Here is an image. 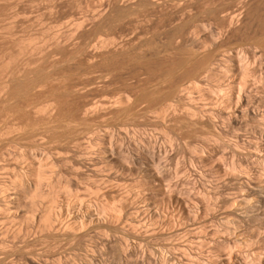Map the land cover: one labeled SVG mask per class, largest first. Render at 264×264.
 <instances>
[{
    "label": "rangeland",
    "instance_id": "374dc122",
    "mask_svg": "<svg viewBox=\"0 0 264 264\" xmlns=\"http://www.w3.org/2000/svg\"><path fill=\"white\" fill-rule=\"evenodd\" d=\"M26 73L41 84L9 109ZM0 155V201L38 168L64 213L0 207V264H264V203L236 180L264 186V0H0ZM123 205L150 216L123 219L124 252L72 225Z\"/></svg>",
    "mask_w": 264,
    "mask_h": 264
},
{
    "label": "bare ground",
    "instance_id": "6f19581e",
    "mask_svg": "<svg viewBox=\"0 0 264 264\" xmlns=\"http://www.w3.org/2000/svg\"><path fill=\"white\" fill-rule=\"evenodd\" d=\"M248 75H249V71L244 69V76H248ZM41 81H42L41 79H39V80L30 79V77L27 73L21 75V78L18 80L12 75V76H10V79L8 80V82L4 85V88H3L4 94H3L2 99L6 104L9 105V107H10L9 109L15 108L18 105L16 103V99L18 97H25L28 94L33 93L36 90V88L40 86ZM241 85H242V83H240L239 86H241ZM64 92H67L68 95L72 94V93L75 94V93H78V89H75V87H69V88L67 87V88H64ZM230 96H231V94H230ZM240 98H241L240 95H238L236 98L237 100L234 103L235 105L240 102ZM227 101H229L228 102L229 105H227L225 110L227 108H231V106H230L231 98L228 97ZM92 109H89V111H91ZM83 111L88 112L87 109H84ZM186 118H187L189 124H191L193 126H196L198 124H204L207 127H211V128L214 127L212 118H208L207 121H204L203 119L197 118V114H195L194 111H191L189 114H187ZM106 153L107 154L105 156V159H107V157L112 158L113 149L109 148V150ZM0 158H1V155H0ZM10 164L11 163H9L8 165H10ZM80 164H83V162L80 161ZM27 169L28 170H26V172H24V174L28 173V175H32V176L34 175L36 177L37 181H36L35 188L32 189L33 185L30 183H27V185L24 188H22L20 191L16 192L14 196L12 195L13 193L9 194L8 192H6L5 201H0L1 212H3V214L7 218L21 219V218H23V216L20 215V213H21L20 211H22L28 207L32 210L35 209V206L38 203V201L45 198L48 200V202L50 204L44 208L43 213L40 216H38V220L40 223L43 224V226L45 228L51 229L53 221L58 216L59 217L63 216L64 213H63V211H57V212L55 211L54 205L56 204V202H55L56 198H55L54 194H52L51 192L42 191V183H41L42 178L40 176L39 169L38 168H37V170L35 168H27ZM240 177H242V176H238L236 178V180H238V182H240V184L242 186L249 188L251 191H254L255 193H257L259 195V201L258 202L264 203V186L261 184V182L256 183V186H254L255 188L252 189V187H250L251 183H249L248 180H245V179L243 180ZM239 202H244L246 205L249 206V201H247V199H243V200L241 199V201H239ZM52 204H54V205H52ZM79 207L80 206H78V208ZM249 207H251V206H249ZM83 209L86 211L85 212L86 214L84 213L83 215H80L79 221H76V222L73 221L72 225L74 227L77 226L80 228H84L86 225L90 224V225H95L97 227V229L99 228L101 231H104V232L119 233L120 234L119 247H120V250L122 252H124V250H125V248L123 249V247H122V246H124L123 243L125 242V241L123 242V239L127 235V232L123 228L124 225L123 226L121 225L123 219L125 220V222H127L129 220V222L132 223V225L133 224L135 225V223H139L140 221H145L150 217V216H141V215L139 216V214L133 215L130 212L131 208L128 206H125V205L120 206L118 209L115 207H108L107 208L108 210L104 209L105 212L107 213V215L102 214L101 216H99L98 213H94L95 211L91 207H88V206L80 207L79 210L81 211ZM261 212L262 211H261L260 207L258 206L256 209V212L252 213L253 219L256 222L259 230L264 227V216L262 215ZM126 219H127V221H126ZM69 228L70 229L64 231L63 235L65 237H68L71 239H75L77 237H80L79 234L77 233L78 229H76L74 231V230H72L73 228H71V227H69ZM91 259H90V262L93 261L94 258H91ZM255 261L261 262L262 260L260 259V257H258Z\"/></svg>",
    "mask_w": 264,
    "mask_h": 264
}]
</instances>
